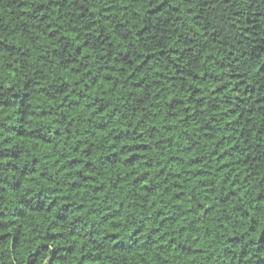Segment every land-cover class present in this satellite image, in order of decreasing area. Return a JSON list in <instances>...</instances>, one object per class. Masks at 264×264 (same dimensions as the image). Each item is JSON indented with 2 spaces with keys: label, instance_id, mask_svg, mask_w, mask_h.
Wrapping results in <instances>:
<instances>
[{
  "label": "clouds",
  "instance_id": "obj_1",
  "mask_svg": "<svg viewBox=\"0 0 264 264\" xmlns=\"http://www.w3.org/2000/svg\"><path fill=\"white\" fill-rule=\"evenodd\" d=\"M254 42L264 0H0V264H264Z\"/></svg>",
  "mask_w": 264,
  "mask_h": 264
},
{
  "label": "trees",
  "instance_id": "obj_2",
  "mask_svg": "<svg viewBox=\"0 0 264 264\" xmlns=\"http://www.w3.org/2000/svg\"><path fill=\"white\" fill-rule=\"evenodd\" d=\"M43 7L44 6L41 5V8H43ZM149 11H154V9L150 8ZM32 18L35 19V16H33ZM43 19H44V17H41V20H43ZM241 35H243V34H241ZM251 38H252L251 36L248 37V39H251ZM254 44H255V46L257 48L264 47V45H260L259 43H256V42H254ZM230 55H231V53H230ZM241 83H243V81H241ZM26 101H27V96L26 95L24 97H21L19 94H17L14 101H5L4 105H5V107H15L17 104L23 105ZM43 115H45V113H41V116H43ZM17 134L21 135V136L23 135V133H17ZM234 147H235V145H234ZM14 158H18V157H14ZM38 204H39V202H38ZM47 210H50V209H45L44 207H35L31 211L36 212V213H41V212H44V211H47ZM57 219H62V217L58 216ZM113 235H115V233H113ZM53 237L63 238V233L54 232L53 233ZM261 239L264 240V235H261ZM43 246L47 247L46 245H43ZM257 264H259V261L257 262Z\"/></svg>",
  "mask_w": 264,
  "mask_h": 264
}]
</instances>
